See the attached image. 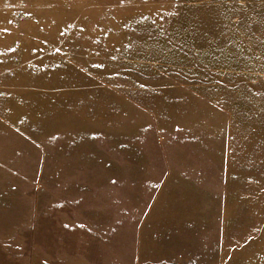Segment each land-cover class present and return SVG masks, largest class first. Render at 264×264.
I'll list each match as a JSON object with an SVG mask.
<instances>
[{"label": "rangeland", "instance_id": "rangeland-1", "mask_svg": "<svg viewBox=\"0 0 264 264\" xmlns=\"http://www.w3.org/2000/svg\"><path fill=\"white\" fill-rule=\"evenodd\" d=\"M145 150L217 161L264 264V0H0V264L130 259Z\"/></svg>", "mask_w": 264, "mask_h": 264}, {"label": "crops", "instance_id": "crops-1", "mask_svg": "<svg viewBox=\"0 0 264 264\" xmlns=\"http://www.w3.org/2000/svg\"><path fill=\"white\" fill-rule=\"evenodd\" d=\"M193 149L201 152L195 145ZM144 153L150 157L145 165L150 169L146 181L159 183L161 188L136 230L139 236L135 255L132 253L136 248L133 250L130 245L129 249L126 244L125 253L130 254V259H124L122 264H224L226 255L238 253L245 246L248 239L231 243L239 235H233L234 227L225 226L224 193L222 182L220 187L217 185L218 171L214 165L217 161L204 156L155 160L153 152ZM165 186L169 191H162Z\"/></svg>", "mask_w": 264, "mask_h": 264}]
</instances>
